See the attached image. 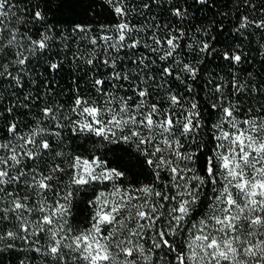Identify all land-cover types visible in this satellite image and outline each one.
Segmentation results:
<instances>
[{
	"label": "snow or ice",
	"instance_id": "6c2138e0",
	"mask_svg": "<svg viewBox=\"0 0 264 264\" xmlns=\"http://www.w3.org/2000/svg\"><path fill=\"white\" fill-rule=\"evenodd\" d=\"M255 64L264 0H0V264H264Z\"/></svg>",
	"mask_w": 264,
	"mask_h": 264
},
{
	"label": "trees",
	"instance_id": "16d2710c",
	"mask_svg": "<svg viewBox=\"0 0 264 264\" xmlns=\"http://www.w3.org/2000/svg\"><path fill=\"white\" fill-rule=\"evenodd\" d=\"M13 2H15V0H13ZM174 2H175V0H174ZM179 2L180 3H183V0H179ZM228 10L229 11H232L233 9L230 6ZM100 11H101L100 7H97L96 8V12H100ZM245 11H247V9H245ZM157 12H158V9L154 8L153 9V14H156ZM237 15H239V13H237ZM167 16H168V13L165 12L164 13V17H167ZM197 16L199 17V13H197ZM105 18L106 19H110L111 18L110 14H107ZM166 22H168L166 19H161V23H166ZM172 23H175V18H172ZM226 23L230 24L231 23V20L226 21ZM253 47H255V44H253ZM249 71H253L254 73H256L258 81L264 82V72L260 71V65L259 64H255L252 67H250L249 68ZM81 87L82 88L85 87V85L83 84V82H81ZM133 172L138 173L139 172V169L134 168L133 169ZM89 212H90V209H88L86 207H83V211H82V213H81V215L79 217V220L81 222L84 221L85 218L89 215Z\"/></svg>",
	"mask_w": 264,
	"mask_h": 264
}]
</instances>
